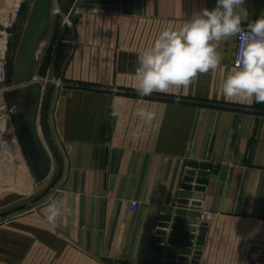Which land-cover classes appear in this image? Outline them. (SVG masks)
Instances as JSON below:
<instances>
[{"label":"crops","instance_id":"obj_1","mask_svg":"<svg viewBox=\"0 0 264 264\" xmlns=\"http://www.w3.org/2000/svg\"><path fill=\"white\" fill-rule=\"evenodd\" d=\"M5 3L0 0V9ZM34 3L21 0L27 10L24 28ZM215 5L216 0L80 1L59 47L44 117L59 160L55 186L61 188L43 208L22 216L19 264H44L42 224L85 249L87 262L161 264L151 257L154 239L160 230L168 239L174 214L161 229L162 210L173 207L186 178H197L187 174L193 169L188 163L211 168L203 191H191L185 210L211 218L183 223V231L192 229L195 237L200 222L206 224L198 254L193 255L194 239L185 264H264V104L226 101L222 94L234 68L236 38L220 44L223 59L208 81L199 74L188 87L171 93L121 96L125 88L135 89L137 57L162 31L178 30L194 13ZM243 7L248 19L242 24L264 16V0H245ZM63 23L50 20L47 37L35 49L31 81L42 87L49 48ZM57 81L101 90L67 86L58 91ZM140 109L154 118H141ZM37 128L51 156L39 118ZM57 202L63 205L53 224L48 209ZM13 228L8 225L6 232ZM6 245L13 251V243Z\"/></svg>","mask_w":264,"mask_h":264},{"label":"clouds","instance_id":"obj_2","mask_svg":"<svg viewBox=\"0 0 264 264\" xmlns=\"http://www.w3.org/2000/svg\"><path fill=\"white\" fill-rule=\"evenodd\" d=\"M244 3L245 0H216L213 9L194 13L178 30L162 31L137 57L136 92L143 97L188 87L199 74L217 69L223 59L217 51L220 44L238 37L240 52L235 67L223 81V98L264 104V16L243 28L242 21L248 19ZM137 115L145 120L154 118L144 109ZM62 205L57 202L49 207L50 223H55Z\"/></svg>","mask_w":264,"mask_h":264},{"label":"water","instance_id":"obj_3","mask_svg":"<svg viewBox=\"0 0 264 264\" xmlns=\"http://www.w3.org/2000/svg\"><path fill=\"white\" fill-rule=\"evenodd\" d=\"M80 1L81 0L74 1L57 34L44 87L38 82L31 81V72L36 46L47 34L50 27V9L52 0H35L33 5L16 58L14 81L16 82L17 87L12 91L11 95L18 104H25L24 113L17 119L16 127L34 175L38 181L47 180L44 186L35 193L1 207L0 217L20 210L37 201L51 189L58 177L59 160L51 139L46 131L44 117L46 104L54 79L59 47ZM38 118L43 141L45 142L51 156H49L39 137L37 128ZM52 161L53 168H51ZM187 165L188 167L193 168L188 169L187 174L190 176L197 175V178L195 181H193L191 177L186 178L185 183L181 186L182 191L179 194V198L176 200L173 207H165L162 210L163 215L160 217L158 225L161 229L167 228V222L171 219V215L174 214L172 218L173 224L171 225L172 231L169 233L168 239L166 240V233L163 230L158 231L157 237L154 239L155 245L153 246L154 251L152 252L151 257L155 259L159 258L161 264H176V259L177 262H181L179 264H185L188 260L187 256H189L191 252L188 248L192 247V241L195 239L193 255H197L203 240L206 226L204 222H200L196 237L192 234V229L183 231V223L189 225L198 224L199 213L195 210L188 212L185 209L189 205L188 198L191 197V191H203L201 185H205L206 177L209 175L206 170H210L211 167L207 164L196 163H188ZM196 168H199V171H194ZM192 182H195L194 187L190 184ZM194 196L195 195H193V197ZM174 207L176 208L174 209ZM185 216H187L188 219H185ZM164 244H166L165 247L163 246ZM150 260L153 261V259ZM194 262L195 261H192L191 264H194Z\"/></svg>","mask_w":264,"mask_h":264},{"label":"rangeland","instance_id":"obj_4","mask_svg":"<svg viewBox=\"0 0 264 264\" xmlns=\"http://www.w3.org/2000/svg\"><path fill=\"white\" fill-rule=\"evenodd\" d=\"M74 1L75 0H52L50 9L51 20L53 21L56 18L60 24L63 20L65 21ZM15 2L16 0H6L5 7H3L4 9H0V33H3L8 40L6 49L8 81L3 86L4 88L2 87L3 89L0 90V208L35 193L44 186L47 180L38 181L36 179L16 127V121L24 113V108L17 104L11 93L17 87L14 81V71L20 43L25 31L24 25L27 19V10L25 7L26 4H21V0L18 7H16ZM48 33L49 32H47L39 43L45 40ZM56 37L57 35L54 36L49 48L50 56L47 66L50 64ZM126 47L131 48L132 42L126 43ZM130 60H132V58ZM47 70L48 69H44L42 73V81H45ZM214 71L215 70H210L206 73L207 81L212 77ZM56 84L58 91L63 90L67 86L70 88L83 87L101 90L100 87L92 86L87 83V85H85L84 83L78 82L59 81L58 83L57 81ZM121 96L137 97L139 94L132 87H128L124 89V93ZM170 96L176 97L177 95ZM60 188L61 187H56L54 183L51 189L37 201L20 210L0 217V264H6L8 258L9 261L14 259L13 261H15V264L21 262V236L17 233L20 232L18 227H21L22 216L32 209L38 210L43 208L55 193L54 191L56 189L58 191ZM8 225L10 227L14 225L16 228L10 229V232L7 233L6 227ZM53 230H55L54 227H45L42 224L40 237L44 235L46 249L41 262L44 264H93L91 261L87 262L89 256L85 249L80 248V246L71 245L70 243L72 241L70 237L65 234L53 233ZM60 241L62 242L61 245L57 246L56 243L59 245ZM6 242L13 243V251L11 247L6 245ZM7 254L9 256H7Z\"/></svg>","mask_w":264,"mask_h":264},{"label":"built area","instance_id":"obj_5","mask_svg":"<svg viewBox=\"0 0 264 264\" xmlns=\"http://www.w3.org/2000/svg\"><path fill=\"white\" fill-rule=\"evenodd\" d=\"M256 19L258 18H254V19H251L245 23H243L241 26L243 28H247V24L249 22H252V21H255ZM0 39L2 40H6V43L5 45L2 47H0V90L3 89L4 85L7 83L8 81V75H7V63H6V49H7V44H8V40L6 38V36L3 34V33H0ZM240 47H241V41L240 39L237 37L236 38V45H235V52H234V58H233V66L235 67V61H236V58L237 56L239 55V52H240ZM59 83V81H58ZM3 87V88H2ZM4 108V107H3ZM1 108V109H3ZM130 209L131 211H134L136 209V202L132 201L130 203ZM200 219L202 220H209L211 218V214H202L199 216Z\"/></svg>","mask_w":264,"mask_h":264},{"label":"bare ground","instance_id":"obj_6","mask_svg":"<svg viewBox=\"0 0 264 264\" xmlns=\"http://www.w3.org/2000/svg\"><path fill=\"white\" fill-rule=\"evenodd\" d=\"M55 10H56V8H55ZM57 11V10H56ZM6 43V40H2V39H0V46L2 47V45L4 46V44Z\"/></svg>","mask_w":264,"mask_h":264},{"label":"flooded vegetation","instance_id":"obj_7","mask_svg":"<svg viewBox=\"0 0 264 264\" xmlns=\"http://www.w3.org/2000/svg\"><path fill=\"white\" fill-rule=\"evenodd\" d=\"M18 104V103H17ZM19 106H23V108L25 107V104H18Z\"/></svg>","mask_w":264,"mask_h":264}]
</instances>
